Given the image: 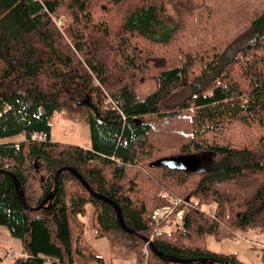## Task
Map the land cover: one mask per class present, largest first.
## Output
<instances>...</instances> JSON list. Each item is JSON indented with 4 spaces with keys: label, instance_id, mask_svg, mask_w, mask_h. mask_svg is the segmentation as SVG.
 <instances>
[{
    "label": "trees",
    "instance_id": "1",
    "mask_svg": "<svg viewBox=\"0 0 264 264\" xmlns=\"http://www.w3.org/2000/svg\"><path fill=\"white\" fill-rule=\"evenodd\" d=\"M84 108L91 146L53 140V115ZM261 150L264 0H0V225L22 241L15 264H75L88 203L97 236L120 240L137 263L245 264L204 241L264 230V161L230 158ZM189 157L193 168L176 163ZM66 166L116 202L135 233L70 170L38 210L8 173L35 207ZM175 198L199 204L169 232L152 214ZM146 239L164 256L198 260L170 262Z\"/></svg>",
    "mask_w": 264,
    "mask_h": 264
},
{
    "label": "rangeland",
    "instance_id": "2",
    "mask_svg": "<svg viewBox=\"0 0 264 264\" xmlns=\"http://www.w3.org/2000/svg\"><path fill=\"white\" fill-rule=\"evenodd\" d=\"M64 20V18L62 17ZM110 101V100H108ZM89 111L84 108L79 111H68L66 109L55 113L51 119L52 139L64 143L78 144L89 148L91 146L90 128L88 124ZM24 135H15L4 140L24 139ZM231 160L235 163L244 161H264V150L252 155H232ZM198 160V159H197ZM177 164L185 168H193L197 162L194 158L181 159ZM264 179V175L257 176ZM255 177V178H257ZM211 208V207H210ZM215 206L212 207L214 209ZM95 206L88 203L86 212L80 215L84 222L83 235L80 246L84 253H75V264H100L91 255H98L104 259V264H137V253L120 240L108 237H98L95 227ZM181 226L170 224L167 231H175ZM82 228L75 222H71V235L76 247V239ZM205 245L217 253H234L239 260L245 264H264V230L261 228H249L238 230L237 237H224L218 239L215 234H208L205 238ZM12 249V252H10ZM145 252L147 248H144ZM25 255L22 241L11 235L5 225H0V264H15V260ZM152 264H156L155 262Z\"/></svg>",
    "mask_w": 264,
    "mask_h": 264
},
{
    "label": "water",
    "instance_id": "3",
    "mask_svg": "<svg viewBox=\"0 0 264 264\" xmlns=\"http://www.w3.org/2000/svg\"><path fill=\"white\" fill-rule=\"evenodd\" d=\"M64 170H70L72 171L77 177L78 179L84 184V186L97 198L99 199H102L103 201H106L108 203H110L117 211V215H118V219L122 225V227L128 231V232H131V233H135V231L131 228H129L126 223H125V220H124V216H123V212L121 210V208L118 206V204L116 202H114L113 200H111L110 198L104 196L103 194L101 193H98L96 192L91 186L90 184L86 181V179L83 177V175L81 173H79L75 168L73 167H70V166H66V167H63L61 168L57 173H56V178H55V187L53 189V191L51 193H49L45 199H43V201L35 206V207H31L26 198H25V193H24V190L21 188V185H20V182L17 178V176L13 173V172H9L8 173L12 176L13 180H14V183H15V186H16V189H17V193L21 199V201L25 204L26 207L30 208V209H33V210H38L40 208H42L46 202V200H50V203L49 205H51V201L52 199L54 198L56 192H57V189H58V186H59V175L62 171ZM0 171H2L0 169ZM148 240L150 243H151V246H152V249L155 253H157L158 255L164 257L165 259H168L170 262H180V263H190V262H194V261H197L198 258H195V259H180V258H175V257H167V256H164L161 252H159L156 247L154 246L153 242H151L150 239H146ZM201 260L202 262L206 263L208 260L207 258H201L199 259ZM209 264H213V262H209Z\"/></svg>",
    "mask_w": 264,
    "mask_h": 264
},
{
    "label": "built area",
    "instance_id": "4",
    "mask_svg": "<svg viewBox=\"0 0 264 264\" xmlns=\"http://www.w3.org/2000/svg\"><path fill=\"white\" fill-rule=\"evenodd\" d=\"M56 23L58 26H62L63 19L62 18L56 19ZM8 108H10V105L6 104L4 107V111H6ZM31 137L33 140L43 141V140L48 139L50 135L47 132H35L31 135ZM198 204L199 203L197 201L184 200L182 198H175L172 204L165 205V206L155 209L152 214V219L154 220L155 223H160V222L165 221L166 228L170 224L179 226L183 224L185 215L187 214L189 209L192 206L198 205ZM162 232H163L162 229H157L156 231L157 234H161ZM10 252H12V249H10ZM147 257H148V251H146V258ZM137 264H148V260H146L143 263H137Z\"/></svg>",
    "mask_w": 264,
    "mask_h": 264
},
{
    "label": "crops",
    "instance_id": "5",
    "mask_svg": "<svg viewBox=\"0 0 264 264\" xmlns=\"http://www.w3.org/2000/svg\"><path fill=\"white\" fill-rule=\"evenodd\" d=\"M52 131V130H51ZM51 137H52V132H51ZM53 138V137H52ZM21 139H10V140H3L4 142H9V141H18ZM54 140V139H53ZM89 147V146H88Z\"/></svg>",
    "mask_w": 264,
    "mask_h": 264
}]
</instances>
